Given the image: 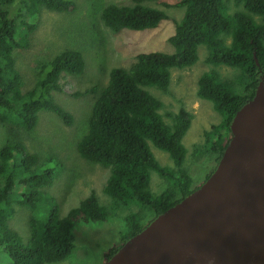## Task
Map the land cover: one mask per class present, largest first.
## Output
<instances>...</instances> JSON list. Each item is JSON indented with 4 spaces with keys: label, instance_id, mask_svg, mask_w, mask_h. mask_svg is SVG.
I'll return each mask as SVG.
<instances>
[{
    "label": "trees",
    "instance_id": "trees-1",
    "mask_svg": "<svg viewBox=\"0 0 264 264\" xmlns=\"http://www.w3.org/2000/svg\"><path fill=\"white\" fill-rule=\"evenodd\" d=\"M144 1H158L164 8H183L180 19L173 20V33L166 37L173 51L135 53L128 67L109 69L105 85L74 93L75 96L94 94L86 131L77 140L76 150L84 160L108 170L102 189L105 195L118 204L135 201L139 206L138 218L145 208L152 211L153 218L191 192L187 188L190 177L181 168L185 154L181 138L192 114L181 106L169 114L172 122L168 125L158 113L162 106L160 100L143 87L166 91L170 69L192 65L200 44L207 51L203 58L205 64L237 69L238 73L231 78H223L216 69H209L196 80V97L210 101L222 119L205 131L206 147L195 146V151L201 154L210 151L217 161L227 142L231 117L252 97L260 78L264 79V0H233L243 10L232 12L227 11V0H176L174 3L130 0V5L108 3L100 9L99 17L112 33L122 29H149L162 19H169L163 9L145 5ZM72 8L71 0H0V124L15 116L17 125L31 130L40 109L53 112L65 125L71 124V114L52 101L50 91H60L58 80L62 73H80L84 67L80 52L75 49L58 52L49 62L40 65V74L33 86L21 91L12 50L28 46L37 28L32 18L42 9L60 12ZM18 16L22 17L21 26L15 22ZM149 144L166 152L173 167L161 166ZM14 150L19 153L16 157L12 155ZM35 163L36 156L26 152L21 143L0 147V244L12 264L59 262L74 246L76 220L105 219L103 207L90 192L62 217L58 218L52 209L41 216V221L31 215L30 236L22 244L17 233L7 225L13 212L12 208H7V200L13 196L16 203L28 206L31 211L35 210L37 202L50 200L41 189L51 184L50 174L35 172L32 168ZM151 171L171 180L169 187L159 194L148 190ZM175 173L176 180L173 179ZM15 186L21 188L18 196L13 194ZM143 226L134 220L129 231L120 237L121 243ZM117 247H111L105 258Z\"/></svg>",
    "mask_w": 264,
    "mask_h": 264
},
{
    "label": "rangeland",
    "instance_id": "rangeland-1",
    "mask_svg": "<svg viewBox=\"0 0 264 264\" xmlns=\"http://www.w3.org/2000/svg\"><path fill=\"white\" fill-rule=\"evenodd\" d=\"M71 1L73 8L68 11L42 9L37 17L32 18L37 22V28L28 41V46L25 49L12 50L14 66L21 79V91L30 89L40 74V65L49 62L62 50H78L84 67L79 74L62 73L58 80L60 91H50L52 101L71 114L70 125H65L53 112L46 109L37 111L36 124L31 130L17 125L15 116L4 125L0 124V147L21 143L26 152L36 156V163L32 167L34 171H48L52 179L49 186L41 188L50 200L37 202L34 211L26 205L16 203L15 198L10 196L7 208H12L13 212L7 220V225L17 233L24 244L30 236L31 215L41 221V216H45L52 209L58 218L62 217L67 210L77 206L80 200L92 192L105 211V219L76 220L73 226L74 246L69 255L59 262L44 264H103L108 250L122 244L120 237L129 231L133 221L145 225L148 223L146 220L153 214L150 209L145 208L138 218L137 202L118 204L103 193L108 170L84 160L76 150L77 140L86 131L94 94L75 96L74 93L85 88H100L105 85L109 69L128 67L133 62L135 53H171L173 47L166 41V37L173 33V20L180 19L183 8H164L158 1H144L145 5L163 9L169 19H162L157 26L149 29H122L118 33H112L103 25L99 17L100 9L108 3L130 5V0ZM175 1L166 0L167 3ZM234 10L243 9L240 5H235L233 0H227V11ZM21 20L22 17H16L17 26H21ZM206 53L205 46L200 44L197 46V59L192 65L170 69L166 91L153 86L143 87L150 95L160 100L162 106L158 113L168 125L172 122L169 114L175 113L181 106L192 114L190 124L181 138L185 149L181 168L190 177L187 187L190 191L207 178L206 174L208 176L211 173L217 162L212 152L201 154L195 151V146L206 147L205 131L211 129L212 125L219 124L222 119L221 114L212 108L210 101L196 97V80L202 72L209 69H216L223 78H231L238 73L237 69L227 66L214 67L205 64L203 58ZM149 149L161 166L173 167L166 152L151 144ZM18 154L15 150L12 153L14 157ZM177 176L175 173L173 179L176 180ZM170 184L171 180L150 172L148 190L152 194L163 192ZM20 191L19 186L13 188V194L16 196ZM0 264H12L1 244Z\"/></svg>",
    "mask_w": 264,
    "mask_h": 264
},
{
    "label": "water",
    "instance_id": "water-1",
    "mask_svg": "<svg viewBox=\"0 0 264 264\" xmlns=\"http://www.w3.org/2000/svg\"><path fill=\"white\" fill-rule=\"evenodd\" d=\"M103 264H264V79L233 114L207 178Z\"/></svg>",
    "mask_w": 264,
    "mask_h": 264
}]
</instances>
